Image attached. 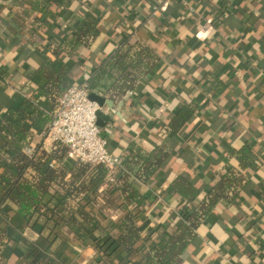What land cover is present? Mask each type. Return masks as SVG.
<instances>
[{
  "label": "crops",
  "instance_id": "1",
  "mask_svg": "<svg viewBox=\"0 0 264 264\" xmlns=\"http://www.w3.org/2000/svg\"><path fill=\"white\" fill-rule=\"evenodd\" d=\"M32 1L0 0V32L6 36L0 37V124L9 111L45 85V79L36 72L46 61V26L64 23L59 9L53 8V15L46 17L32 10ZM63 2V9L73 17V26L86 21L89 13L105 20L90 50L60 58L59 62L70 69L71 85L81 83L85 73L92 78L102 60L126 40L151 47L161 59L156 72L137 93H129L117 103L110 100L120 116L103 109L113 120L103 128L112 153L123 156L134 142L150 147L158 142L159 125L170 121L183 101L204 102L200 121L206 128L196 131L189 142L181 136L167 140L176 151L175 157L146 188L155 199L146 213L138 212L122 198L110 208L94 205V198L80 204L94 212L110 238L121 235L122 219L129 212L138 214V220L149 216L151 228L164 229L182 204L166 191L173 179L167 174L169 169L190 166L191 173L201 174V184H209L205 176L210 165H222L225 170L229 153L249 143L260 169L245 173L251 180L249 192L243 196L247 205L219 210L220 223L208 219L201 230V250L191 249L181 264H264V0ZM156 8L162 10L159 15L154 13ZM3 20H8L6 28ZM206 24L208 31L203 30ZM209 71L217 72L227 88L218 99L213 98L209 84H199ZM41 106L48 113L53 110L48 101ZM48 125L38 122L34 126L32 144L35 148L41 144L42 150L51 152L54 145L43 137ZM9 149L16 154L20 147L11 145ZM200 153L205 156L201 161L194 157ZM111 187L102 186L99 192ZM4 226L10 241L0 252L2 264H33L40 249L49 250V256L61 264H133L140 259L120 250L107 258L91 240L75 236L67 228L57 230L59 240L50 246L18 217ZM147 245L151 248V243ZM18 248L24 252L22 257L15 256Z\"/></svg>",
  "mask_w": 264,
  "mask_h": 264
},
{
  "label": "trees",
  "instance_id": "2",
  "mask_svg": "<svg viewBox=\"0 0 264 264\" xmlns=\"http://www.w3.org/2000/svg\"><path fill=\"white\" fill-rule=\"evenodd\" d=\"M30 6L46 17L53 15V8H57L64 23L52 22L46 26V61L36 72L45 79V85L9 111L0 124V216L4 224L18 217L50 246L59 240L57 230L67 228L71 234L91 240L107 258L120 250L140 257L133 264H181L191 249L201 250V230L208 219L220 223L219 210L243 209L247 205L243 196L249 192L251 180L245 173H256L260 169L251 144L245 143L231 151L225 170L222 165L211 164L205 176L209 184H201V174L191 173L190 166L169 169L167 174L173 175V179L167 183L166 191L179 198L182 204L169 219L168 226L153 229L151 217L138 220V214L129 212L122 219L121 235L117 239L110 238L94 212L80 203H89L94 198V205L110 208L122 198L138 212L146 213L155 202L146 188L152 186L155 176L175 157L176 151L167 145V140L181 136L189 142L196 131L206 128L200 121L204 102L202 99L183 101L170 121L159 125L158 142L150 147L131 143L122 156L121 167L113 173V183L108 180L104 166L69 158L64 145L56 144L47 152L38 144L35 152L29 155L24 149L34 140V126L38 122L51 123L60 96L71 85L70 69L59 62L60 58L63 55L74 57L81 49L90 50L100 37L105 21L89 13L86 21L73 26V17L63 9V0H33ZM3 21L1 24L6 28L8 20ZM1 34V38L6 37L5 33ZM160 61L151 47L140 43L132 45L126 40L95 68L90 93L117 103L129 93H137L156 72ZM199 84H209L210 93L217 99L227 89L220 75L212 71L205 72ZM43 101L53 105L50 113L42 108ZM11 145L19 146V152L12 154ZM203 156L200 153L194 157L201 161ZM102 186L112 187L99 192ZM4 224L0 225V252L10 241ZM148 230L151 232L145 237ZM48 251L36 252L33 264H61L49 256ZM15 254L22 257L24 252L18 248ZM2 262L0 256V264Z\"/></svg>",
  "mask_w": 264,
  "mask_h": 264
},
{
  "label": "built area",
  "instance_id": "3",
  "mask_svg": "<svg viewBox=\"0 0 264 264\" xmlns=\"http://www.w3.org/2000/svg\"><path fill=\"white\" fill-rule=\"evenodd\" d=\"M162 10L156 8L159 15ZM204 31L210 26H203ZM91 75L85 73L81 83L70 85L60 96L53 120L43 133L52 145L61 144L68 148V157L90 165H102L108 171V180L114 182L113 173L122 165V156L109 149L104 129L97 125V103L89 99ZM36 148L31 143L24 151L29 155Z\"/></svg>",
  "mask_w": 264,
  "mask_h": 264
},
{
  "label": "water",
  "instance_id": "4",
  "mask_svg": "<svg viewBox=\"0 0 264 264\" xmlns=\"http://www.w3.org/2000/svg\"><path fill=\"white\" fill-rule=\"evenodd\" d=\"M89 99L92 102L97 103L99 108H100V110L96 114V116H97V125L99 127L105 128L107 126V124L113 123V120L110 118L109 115L105 114L103 109L107 108L112 113L117 114L118 116H120V113L116 110V108L114 107V103L112 101L106 100V99L102 98L101 96H98V95H96L94 93L90 94Z\"/></svg>",
  "mask_w": 264,
  "mask_h": 264
},
{
  "label": "rangeland",
  "instance_id": "5",
  "mask_svg": "<svg viewBox=\"0 0 264 264\" xmlns=\"http://www.w3.org/2000/svg\"><path fill=\"white\" fill-rule=\"evenodd\" d=\"M100 252V251H99Z\"/></svg>",
  "mask_w": 264,
  "mask_h": 264
}]
</instances>
